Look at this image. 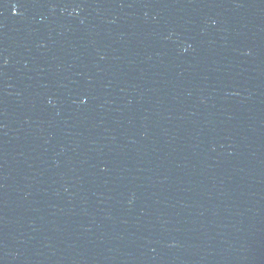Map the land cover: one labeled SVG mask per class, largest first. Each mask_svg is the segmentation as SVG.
<instances>
[{
    "label": "water",
    "instance_id": "95a60500",
    "mask_svg": "<svg viewBox=\"0 0 264 264\" xmlns=\"http://www.w3.org/2000/svg\"><path fill=\"white\" fill-rule=\"evenodd\" d=\"M0 264H264V0H0Z\"/></svg>",
    "mask_w": 264,
    "mask_h": 264
}]
</instances>
